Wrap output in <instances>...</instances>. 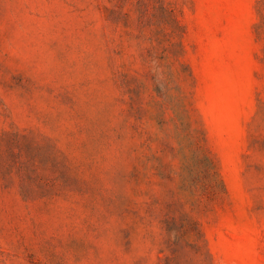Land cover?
Masks as SVG:
<instances>
[{"label":"rangeland","instance_id":"1","mask_svg":"<svg viewBox=\"0 0 264 264\" xmlns=\"http://www.w3.org/2000/svg\"><path fill=\"white\" fill-rule=\"evenodd\" d=\"M0 264H264V0H0Z\"/></svg>","mask_w":264,"mask_h":264}]
</instances>
